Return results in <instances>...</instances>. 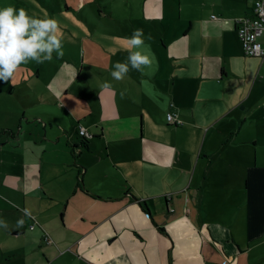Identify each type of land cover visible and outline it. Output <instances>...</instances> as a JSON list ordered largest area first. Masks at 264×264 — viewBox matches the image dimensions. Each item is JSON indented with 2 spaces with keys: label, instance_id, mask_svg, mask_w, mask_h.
I'll list each match as a JSON object with an SVG mask.
<instances>
[{
  "label": "crops",
  "instance_id": "0c3cea01",
  "mask_svg": "<svg viewBox=\"0 0 264 264\" xmlns=\"http://www.w3.org/2000/svg\"><path fill=\"white\" fill-rule=\"evenodd\" d=\"M66 2L98 43L59 68L52 97L0 87V264H264V59L235 25L253 0ZM137 28L155 63L116 81ZM81 75L97 92L63 98Z\"/></svg>",
  "mask_w": 264,
  "mask_h": 264
},
{
  "label": "clouds",
  "instance_id": "9594fccd",
  "mask_svg": "<svg viewBox=\"0 0 264 264\" xmlns=\"http://www.w3.org/2000/svg\"><path fill=\"white\" fill-rule=\"evenodd\" d=\"M75 35V33L73 34ZM123 49L127 51L126 62L117 61L112 65L111 77L122 81L130 71L143 73L152 68L155 63L154 55H149L142 29H134L129 37H124ZM64 31L60 22L53 17H38L30 15L23 8L12 5L0 7V81L8 83L13 80L21 65L35 62L43 64L64 55ZM119 48L109 51L116 55ZM103 88H111L110 82L105 81ZM23 220L17 221V227L22 226ZM0 227H9L5 220L0 219Z\"/></svg>",
  "mask_w": 264,
  "mask_h": 264
},
{
  "label": "rangeland",
  "instance_id": "374dc122",
  "mask_svg": "<svg viewBox=\"0 0 264 264\" xmlns=\"http://www.w3.org/2000/svg\"><path fill=\"white\" fill-rule=\"evenodd\" d=\"M53 4L40 0H0V7H4L7 5H12L16 8L23 7L25 8L30 15L38 16V17H53L57 19L64 31V37L72 36V34L75 33L76 39L73 40V45L69 46L68 48H65L64 55L61 58H56L55 54H53V59L50 62H45L43 64H37L35 62H29L28 64L21 65L17 72L15 73V77L13 80L9 81L8 83H4L0 81V87L4 88V86H7L9 88H14V92L10 95L8 93V90L3 89L7 94H9V99H13L16 102L19 103L20 100L27 101L30 103L33 98L35 97V94L33 91L37 87H41L43 91L46 92V96H50V88L48 86V83L54 79V75L57 74V71L59 68L66 66L68 64V59L71 60L72 54L74 52L81 53L83 51L82 48H89L92 43H98L97 40L92 39L90 42L86 40L83 45V41L79 39V32L78 27L81 29H87V27L83 24L77 23V17H74L76 20L75 22L68 23L67 18L69 17L71 13L73 14V11H68L66 9L67 2L66 0H52ZM80 2H77L76 5H79ZM31 4V6L29 5ZM37 10H41L40 14H38ZM54 14H57L54 16ZM57 17H62V19H58ZM92 25L91 27L94 28V30L101 29L102 26H100L98 23L94 22V19L91 20ZM103 28V27H102ZM72 41V40H71ZM251 59H260V62L263 60L261 57L257 56H247ZM98 75V72L95 73ZM75 92H70L63 96L65 98L66 96H73L75 98L77 97H83V96H90L91 94L96 93L97 91H94V93L90 90L89 83L86 81L84 76H80L77 79V82L75 83ZM4 96V95H3ZM37 99L41 101V97L39 95H36ZM49 105L53 106L54 108H57V105L55 103H49ZM158 106V104H156ZM164 107V106H163ZM65 109H62L63 111V117L65 118V122L71 127V118L67 116V114L64 111ZM168 108H164L163 115H164V121L169 127H174L172 124H170L168 121L165 120L166 115L168 113ZM172 111V110H171ZM169 111V112H171ZM155 115L158 122H163L162 118L158 111ZM89 137H91V133H89Z\"/></svg>",
  "mask_w": 264,
  "mask_h": 264
},
{
  "label": "built area",
  "instance_id": "2783aa9c",
  "mask_svg": "<svg viewBox=\"0 0 264 264\" xmlns=\"http://www.w3.org/2000/svg\"><path fill=\"white\" fill-rule=\"evenodd\" d=\"M235 25L243 53L264 59V45L259 41L264 31V0H253L252 15L237 19ZM166 119L170 124L182 123L176 112H168ZM79 135L85 139L90 136L84 127H80Z\"/></svg>",
  "mask_w": 264,
  "mask_h": 264
},
{
  "label": "trees",
  "instance_id": "16d2710c",
  "mask_svg": "<svg viewBox=\"0 0 264 264\" xmlns=\"http://www.w3.org/2000/svg\"><path fill=\"white\" fill-rule=\"evenodd\" d=\"M82 138V137H81ZM83 140H86L85 138H82Z\"/></svg>",
  "mask_w": 264,
  "mask_h": 264
}]
</instances>
